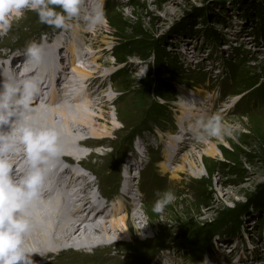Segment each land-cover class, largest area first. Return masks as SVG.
I'll return each instance as SVG.
<instances>
[{"label": "rangeland", "instance_id": "obj_1", "mask_svg": "<svg viewBox=\"0 0 264 264\" xmlns=\"http://www.w3.org/2000/svg\"><path fill=\"white\" fill-rule=\"evenodd\" d=\"M89 2V12L102 4L101 24L72 20L71 27L54 29L31 11L23 30L4 41L0 52L9 47V54L18 53L43 41L60 67L76 27H85L86 39H93L102 71L109 74L105 85H96L97 94L108 89L113 103L103 114L118 128L97 147L108 154L102 183L119 192L122 175L131 176L135 207L143 206L148 215L139 234L132 227L125 236L122 256L129 264H264V31L256 15L264 0ZM121 43H132L130 55L116 60L112 51ZM78 64L84 67L73 60L69 73L76 74L72 65ZM237 70L244 77L240 83L234 80ZM149 74L158 80V92L153 84L147 89ZM187 103L197 108L184 113ZM203 112L221 113L238 125L237 139L196 141L188 128ZM158 190L176 195L163 214L152 211Z\"/></svg>", "mask_w": 264, "mask_h": 264}, {"label": "bare ground", "instance_id": "obj_2", "mask_svg": "<svg viewBox=\"0 0 264 264\" xmlns=\"http://www.w3.org/2000/svg\"><path fill=\"white\" fill-rule=\"evenodd\" d=\"M91 2L92 0L89 2L90 5ZM29 13L31 11H26L23 17L13 24L9 34L0 39V47L5 46L4 41L9 40L11 35H18L23 30L22 27L26 26ZM83 30L85 27H76L72 32L73 39L67 46L66 58L60 67L56 66L55 58H51V54H48L46 50L49 44L45 45L43 41H36L43 43L50 67L46 74L43 71L40 76L48 75L49 79L55 82V86L51 88L49 97H46L47 88L42 91L44 93L39 94L32 105L34 111L28 115L38 125H54L59 129L62 153L50 161L49 165L55 168L53 167V171L48 172V176L59 173V178H66L67 183L64 181V184L68 185L60 190L55 189V183L52 182L48 188L43 189L40 197L32 206L30 217L32 229L26 240L37 251L32 257L35 264H118L119 262L129 264L130 259L122 256L124 245L127 244L125 236L131 233L132 227L137 230L138 234L145 228L143 214L147 215V213L143 206L139 209L135 207L137 200L135 194L132 193L131 186L133 185L130 186L133 181L131 176L127 177L124 174L125 183L118 190L119 192L115 191L114 186L107 187L109 184L102 183L108 174L104 161L108 154L101 152L97 147L104 146L110 131L118 128L113 125L107 114L106 116L103 114L105 113L103 110H107L113 103L108 89H101L97 94L96 85H105L109 74L102 71V59L95 50L97 47L94 48L92 38L86 39ZM66 36L67 34L64 35ZM86 40L89 48L83 51V44L85 45ZM5 48V52H0V73L7 75L5 60L8 56L11 58L9 64L11 69L22 57H14L15 55L9 54L11 48ZM73 60L74 62L75 60L82 61L84 65V67L72 65V70L76 74L68 71L69 64ZM85 68H91L92 71H87ZM19 71H21L20 68L16 73ZM70 82L72 89L69 92L66 90L61 92ZM62 83L66 85L62 86ZM59 84L62 87L58 86ZM57 86L61 88L60 91L57 90ZM183 91L181 95L185 97L187 93ZM97 99L100 100L99 105H97ZM182 102V100L179 101L180 104ZM190 104L192 103L186 104L184 113L197 108ZM98 106L102 112L100 115L97 113ZM184 120L185 118L182 117V121ZM46 122L48 125L45 124ZM163 135L173 137L169 132ZM182 138L186 139L187 136H182ZM89 147L91 150L87 152ZM12 159L15 163L17 178L22 177L26 170L25 158L18 154ZM162 167L165 170L164 164ZM79 168L86 170L87 174L80 173ZM124 168L129 175L128 166ZM84 170L82 171L85 172ZM250 173L252 170L248 171L247 175ZM100 197L106 199L99 202ZM141 200L144 202V199L141 198ZM93 211H95L93 217L88 218ZM96 214L104 217L100 224L95 219ZM146 221L149 223V218ZM142 224L144 227L139 229L137 225L141 227ZM135 237L137 238L136 235L132 238L135 239ZM113 238L115 240L112 241ZM223 250L227 252L226 249ZM232 251L231 249L230 252ZM96 253L103 254L96 255Z\"/></svg>", "mask_w": 264, "mask_h": 264}, {"label": "clouds", "instance_id": "obj_3", "mask_svg": "<svg viewBox=\"0 0 264 264\" xmlns=\"http://www.w3.org/2000/svg\"><path fill=\"white\" fill-rule=\"evenodd\" d=\"M84 5L85 0H0V39L26 11L36 12L40 23L54 29H67L72 20H82L88 26L101 24L102 4L90 12L84 10ZM44 51L42 44L33 41L23 56L36 67L42 63ZM18 53L13 51L11 55ZM41 80L40 75L21 78L15 73H0V264H35L32 257L37 251L26 240L32 229L31 209L45 186L50 161L62 153L59 129L38 125L28 115L34 111L32 105L41 92ZM188 131L196 141L206 142L213 138L235 140L240 128L223 114L214 113L194 118ZM18 154L26 160L20 178L12 159ZM132 176L139 179V169ZM124 183L122 175L119 189ZM155 195L152 211L156 214H163L176 200L172 190H158Z\"/></svg>", "mask_w": 264, "mask_h": 264}, {"label": "trees", "instance_id": "obj_4", "mask_svg": "<svg viewBox=\"0 0 264 264\" xmlns=\"http://www.w3.org/2000/svg\"><path fill=\"white\" fill-rule=\"evenodd\" d=\"M256 15H257L258 21L261 23V30L264 31V8L261 7L260 9H258V11H256ZM221 20L219 19L218 21H221ZM221 22L225 24V22L223 20ZM139 35H140V33H136V36H139ZM262 35H264V33ZM208 36H210V35L208 34ZM135 43L136 42H134L133 45H135ZM131 44L132 43H121L114 48V50L112 51V54L114 55L116 60L120 59L119 58L120 56L126 57V56L130 55L127 49L130 47ZM162 53H165V52L163 51ZM14 57H16V56H14ZM235 70H236V68H235ZM154 79H155V77L151 78L150 74L147 75V81H148L147 89L150 86V84H153L155 92H158L159 91V86H158L159 83H158L157 79L156 80H154ZM234 80L236 83H237V81H238V83H240V81H244V77L242 76V72L240 70H237ZM131 141H133V139H131Z\"/></svg>", "mask_w": 264, "mask_h": 264}]
</instances>
